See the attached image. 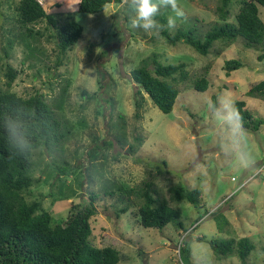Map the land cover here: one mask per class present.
<instances>
[{"label":"rangeland","instance_id":"rangeland-1","mask_svg":"<svg viewBox=\"0 0 264 264\" xmlns=\"http://www.w3.org/2000/svg\"><path fill=\"white\" fill-rule=\"evenodd\" d=\"M78 1H45V7L59 20L72 13L83 27L81 39L64 61L66 65L54 70L51 67L55 60L54 45L47 41L50 30L44 29L47 23L43 21L35 27L44 37L31 43L36 53H43L42 61L35 57L27 59L28 50L20 40L21 31L14 21L16 0H0V49L6 39L14 41L9 63L18 71L10 90L23 97L37 90L49 101L68 82L60 114L69 125L79 123L80 126L64 143L62 158L76 166L79 173L95 176L89 185L94 190L108 184L132 188L151 180L171 208L179 211L184 229L177 228V221H171L161 230L143 228L135 215L138 201L133 195H123L124 200L129 199L130 206L119 217L120 208L116 207L115 199L99 204L91 219L92 242L98 247L115 248L122 258L119 264H244L236 255L218 257L207 241L245 238L254 246L246 264H264V179L257 176L247 180L256 173L264 157V126L257 132L247 130L246 139L237 148V138L230 126L209 107L214 99L216 109L222 108L225 98L234 103L241 100L253 119L264 118V101L246 94L255 82L264 78V59H258L260 53L246 49L243 41L237 40L226 48L216 44L203 57L188 46H169L158 35L132 28L133 16L128 15V25L120 18L117 20L118 8L129 9L127 0L116 7L109 4L103 12L93 15L79 13ZM181 1L178 0V5L184 10L186 20L198 18L202 32L214 23L216 0ZM168 10L171 9H161L158 16ZM259 16L264 23V7H259ZM186 24L177 23V26ZM178 28L169 31L175 33ZM153 52L163 65L184 63L187 75L184 80L176 77L179 93L169 115L158 110L148 95L142 93L145 103L137 118L134 106L137 88L129 72L139 66L134 64L137 56L140 60ZM231 59L241 61L243 67L226 75L224 62ZM203 78L208 82L207 90L198 92L194 83ZM5 81L0 72V88L5 89ZM82 90L96 96L83 98ZM110 98L113 110L106 103ZM118 112L125 117V139L111 126L117 122ZM118 139L123 142L120 144ZM135 139L141 140L140 145ZM93 148L98 158L91 162L88 152ZM240 151L250 154L254 163L244 167L238 155ZM35 161L37 166L32 175L40 178L42 187L32 189L29 200L43 194V209L55 219H65L71 205L79 203L80 197L53 202L47 195L55 189L56 182L53 178L46 180V162L38 156ZM70 179L69 176L68 183ZM176 184L200 190L203 206L195 209L185 201L173 202L170 188ZM87 185L85 176L78 192L84 195ZM200 237L204 240L199 241ZM183 247L185 252L180 253Z\"/></svg>","mask_w":264,"mask_h":264},{"label":"trees","instance_id":"trees-1","mask_svg":"<svg viewBox=\"0 0 264 264\" xmlns=\"http://www.w3.org/2000/svg\"><path fill=\"white\" fill-rule=\"evenodd\" d=\"M45 1L16 0L14 21L21 31L20 40L28 50L27 59L35 57L38 61H42L43 53L41 51L36 53L31 43H36L44 37L41 30L35 27L43 21L47 23L44 28L50 30L47 41L54 45L55 52V60L51 67L57 70L66 63L64 61L68 60V54L81 39L83 27L74 20L72 13H67L62 21L59 20L45 7ZM124 3L125 0H79L76 8L79 13L93 15L103 12L109 4L116 7ZM54 6L59 8L60 4ZM259 7H264V0H216L214 8L216 19L208 30L202 32L201 26L198 25L200 20L191 18L177 22L179 26L187 22L185 25L187 28H178L179 26L176 25L178 29L175 33H171L166 26L168 16L174 14L172 10H168L157 17L165 25L158 36L169 46L183 44L203 57L207 56L216 44L220 43L226 48L241 40L246 49L259 52L258 59L262 61L264 23L259 16ZM233 9L236 11L232 14ZM230 13L231 21H229ZM115 15L118 16L117 20L120 18L128 25L129 18L134 13L130 8L128 11L118 8ZM2 18L4 19V16ZM131 34L135 36L134 31ZM13 43L14 41L8 38L0 49V62H2L0 72L6 79L5 89L0 88V264H119L122 258L115 248L98 247L92 242L91 219L96 215L99 204L105 200L115 199L116 207L120 208L117 217L124 214L130 204L129 199H123V195H133L138 201L135 215L138 216V222L143 228L161 230L171 221H177L175 223L177 228L184 231L179 221V211L171 208L169 201L162 196L151 180L132 188H125L120 184H108L100 187L99 190L89 188L95 176L91 173H79L76 166H72L62 158L64 143L80 126L79 123L75 126L69 125L68 121L62 120L60 114L69 83L62 85L58 95L49 101L37 90L27 97L11 91L10 88L18 76V71L9 63ZM137 57L134 59V64L139 66L129 72V77L137 88L134 94L136 117L140 118L139 111L145 103L142 93L148 95L149 100L158 110L169 115L173 111L179 93L175 85L176 77L179 76L184 80L187 75L185 64L163 65L154 52L144 59L138 60ZM242 67L243 64L237 59L224 62L226 75ZM207 87L208 82L204 78L194 83V89L198 92H205ZM246 94L250 98L264 101V78L255 82ZM81 96L93 99L96 94L90 95L86 90H82ZM107 102L113 110V100L110 98ZM245 105L244 101H235V106L244 118L245 128L256 132L264 125V118L253 119V115ZM116 116L117 122L111 126L122 139H125V117L119 112ZM8 120L16 121L21 125L30 145L26 152H18L9 143L6 132ZM135 140L139 141L140 145L141 140ZM118 142L121 144L123 140L118 139ZM107 146H110V143H107ZM130 151L133 152V146H130ZM37 156L46 162L44 167L48 171L47 174L43 170L46 180L53 178L56 182L55 189L50 190L47 195L53 202L80 197L79 203L71 205L65 219H55L43 209L41 201L43 194L39 193L38 198L29 200L32 189L42 187L39 184L40 178H34L32 175L37 166L35 161ZM88 156L91 162L95 161L98 158L96 149H91ZM69 176L71 179L68 183ZM85 176L88 185L87 192L83 195L78 189H81V181ZM50 185L53 187L54 184ZM170 193L173 202L185 201L195 209L203 206L201 192L198 189L190 190L176 184L170 188ZM198 240L204 239L200 237ZM207 242L218 257L236 255L244 264L254 249L245 238ZM179 252H185V248H180Z\"/></svg>","mask_w":264,"mask_h":264},{"label":"clouds","instance_id":"clouds-1","mask_svg":"<svg viewBox=\"0 0 264 264\" xmlns=\"http://www.w3.org/2000/svg\"><path fill=\"white\" fill-rule=\"evenodd\" d=\"M127 2L129 8L134 13L131 18V27L143 29L145 32H149L154 35H158L165 28V25L157 19L160 10L163 8H170L174 13V15H170L167 18L166 26L169 30H174L176 28L178 20H186L185 12L178 5V0H127ZM209 107L212 108L215 111V114L221 117L222 120L230 126L234 137L237 138L236 147L239 148L240 141L245 140L248 133L244 126V118L241 115L240 110L235 106V103L230 98H225L221 109H216L214 103L210 104ZM6 132L9 143L18 152L24 153L29 150V142L18 122L8 120L6 122ZM238 155L244 167H249L250 163H254L250 154L246 155L243 151H240ZM263 174L264 157L260 162L256 173L247 180L250 181L252 178L257 176H261L262 179H264ZM232 180H234V178H232ZM249 181L243 182L240 187H243Z\"/></svg>","mask_w":264,"mask_h":264},{"label":"built area","instance_id":"built-area-1","mask_svg":"<svg viewBox=\"0 0 264 264\" xmlns=\"http://www.w3.org/2000/svg\"><path fill=\"white\" fill-rule=\"evenodd\" d=\"M263 178H264V174H263Z\"/></svg>","mask_w":264,"mask_h":264}]
</instances>
